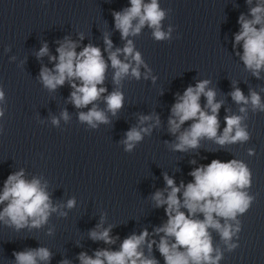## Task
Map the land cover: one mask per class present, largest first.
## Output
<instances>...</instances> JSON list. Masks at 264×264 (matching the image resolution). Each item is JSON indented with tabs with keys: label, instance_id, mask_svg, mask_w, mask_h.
I'll list each match as a JSON object with an SVG mask.
<instances>
[{
	"label": "clouds",
	"instance_id": "9594fccd",
	"mask_svg": "<svg viewBox=\"0 0 264 264\" xmlns=\"http://www.w3.org/2000/svg\"><path fill=\"white\" fill-rule=\"evenodd\" d=\"M130 7L123 11L113 13L115 28L120 32L121 38L127 42L123 49L112 51V41L105 36V51L108 60L115 70L114 83L119 82L131 74L136 79L140 78V65L143 60L140 52L135 50L133 41L127 39L136 36L147 25L153 29V37L156 40L168 39L169 32L162 30L161 21L165 18V11L159 6L158 0H129ZM251 4L252 0H248ZM251 19L244 15L239 17L238 23L241 30L235 34L234 46L243 42V55L240 57L245 67L259 78L260 71L264 70V3H257L250 9ZM135 22V23H134ZM259 26V27H257ZM83 37H81L82 39ZM77 43L68 38L59 44L56 49L58 56H49L51 61H56L54 67H42L39 78L45 88L55 91L68 81L73 89L70 102L78 109L85 108L89 104L93 107L87 112L81 111L79 120L86 122L92 128L98 123H109L105 111L99 109L94 102L107 92L105 87H100L105 81L108 63L105 61L101 49L92 44L86 45L77 52ZM123 53L126 58L131 57L135 63L124 62L119 58ZM49 55L48 45L45 43L37 53L38 57ZM79 81V84L76 83ZM209 80H201L196 85L189 86L179 95L171 109V117L168 120L169 131L173 134L179 132L187 121H193L190 126L177 136L178 142L172 145L176 151H187L199 146L202 138L213 139L221 146L236 142H245L249 139V133L242 126V116H225V127L222 134L218 135V112L222 101H216L215 90L208 87ZM201 96L206 98V112L200 103ZM232 99L237 104L247 105L251 103L253 110L264 111V103L260 95L250 91L246 97L239 88L231 92ZM4 99V92L0 89V101ZM123 94L113 91L104 97L107 110L113 115L123 106ZM240 111L246 112L245 108ZM3 110L0 109V117ZM61 117L67 121L68 113L64 111ZM151 117H141V123ZM54 125H58L57 118L52 119ZM159 124V118H156ZM150 132V128H132L126 133L124 140L125 150L131 151L135 144L143 139L142 133ZM252 154V150H249ZM195 163V161H193ZM193 182L185 185L183 182L176 185L174 179L164 175L167 188L164 191H156L152 199L156 207L166 205L165 214L167 222L156 229L155 234L160 237L157 245L160 254L164 257L165 264H219L222 253L214 249L209 229L217 231L231 251L237 247L232 242L240 229L237 214H244L253 202V197L243 189L251 186V172L245 163L235 159L221 162L214 159L210 164L201 165L190 172ZM181 189L182 199H181ZM165 191L167 195L165 196ZM6 206L0 211V221L14 225L17 230L25 226L39 228L47 223L51 213L58 211L59 206H53L46 184H41L37 178L26 180L24 170L10 174L4 182L3 191L0 193V204ZM68 208L75 206V199L67 201ZM181 208L187 210L181 211ZM202 214L203 219H197V214ZM61 215H66L61 213ZM221 218L224 220L222 224ZM235 221V224L229 223ZM100 226L98 225L97 228ZM111 226L103 230H92L89 236L92 240H102L105 243H114L110 236ZM149 232L145 229L139 235L132 234L125 238L118 251L107 249L98 250L93 256L86 253L79 254L80 264H158L155 258L145 257L140 250L145 243L151 249L155 240L148 241ZM169 237H174V242H169ZM180 249H183L181 251ZM215 253V255H213ZM15 264H41L51 259V252L46 247L14 252ZM62 264H69L67 260Z\"/></svg>",
	"mask_w": 264,
	"mask_h": 264
},
{
	"label": "water",
	"instance_id": "95a60500",
	"mask_svg": "<svg viewBox=\"0 0 264 264\" xmlns=\"http://www.w3.org/2000/svg\"><path fill=\"white\" fill-rule=\"evenodd\" d=\"M264 264V263H263Z\"/></svg>",
	"mask_w": 264,
	"mask_h": 264
}]
</instances>
